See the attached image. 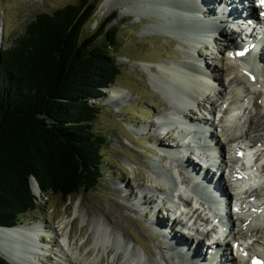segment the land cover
<instances>
[{"label": "rangeland", "instance_id": "1", "mask_svg": "<svg viewBox=\"0 0 264 264\" xmlns=\"http://www.w3.org/2000/svg\"><path fill=\"white\" fill-rule=\"evenodd\" d=\"M98 1L101 0H0V53L2 49L12 47L14 41L24 34L26 23L34 15L51 13L68 5L77 6L81 2L90 5ZM138 1L102 0L96 14L82 29V38L98 30L101 33L109 30L112 32L111 36L116 44L113 55L120 72L112 88H121L122 93L113 98L107 92L109 88L102 99L91 98V102L100 109L94 123V132L104 140L99 184L75 199H68L66 203L53 195L44 197L39 201L37 210L21 216L18 225L13 226L42 225L39 241L36 239L43 250L39 252V256L32 257L33 264H59L58 261L63 258L61 248L65 244L74 257L71 263L67 260L66 264H83L84 260L88 264H93L94 261V264H191L154 226V222L159 219L166 224H175L173 234L181 240L187 239L189 243H194V230H204V226L203 222H194L196 214L193 215V212L197 210L199 221L207 219L208 211L199 207L196 197L190 196L187 191L181 194L187 200V205L182 210L189 214L174 215L170 211V207L177 208L179 205L173 188L182 186L180 189H184L187 174L185 176L177 159L158 153L164 151L160 146L173 143L167 136L161 140L162 136L158 137L160 134L157 130L161 119L171 115L170 109L176 105L169 95L177 97L178 93L168 85L165 77L155 76L161 69L187 61L188 51L191 49L174 35L154 31L151 24H157L158 20L152 21L149 19L150 14L139 12V4H136ZM165 1L167 0H151V9L157 11V7ZM168 1L170 4L179 2ZM179 19L176 20L178 24L175 27L178 32L183 31L179 28L182 27ZM102 39L103 36L98 37V40ZM215 45L220 47L221 43L215 42ZM201 53L202 61L209 64L206 67L210 68L208 72L217 71L213 57L218 56L217 53L211 50ZM227 78L234 80V88L239 87L244 99V102L239 103V106H243L242 109L234 111V128L238 134H243L248 130L252 119L256 124L252 134L263 137L264 132L260 131L264 125V120L261 119L264 109L259 106L256 110L253 106L256 100L254 90L260 89L256 85L251 88L242 79L238 80L236 73L227 75ZM222 81L226 87L227 82L224 78ZM229 91L231 92V88L227 90ZM211 101L215 111L208 112L205 101H202L201 110L191 109L193 113L189 112L190 115H201L208 120L214 118L216 112L218 116L220 101L216 95H212ZM165 106L169 110H165ZM212 131L215 132L214 129ZM173 138V141L177 140L176 137ZM224 144L228 145L225 141ZM223 148L224 145L222 150ZM185 160L189 163L188 166L198 162L193 155ZM193 165V169L198 166ZM167 170L175 176L172 180L173 187L166 186L168 182L164 181L163 177L168 175ZM211 172L208 170L209 174ZM192 188L194 190L195 187ZM132 192L135 197H129ZM40 195L41 192L38 191L37 197L40 198ZM141 197L148 200V206L139 204ZM121 204L127 205L130 212L122 210ZM144 210L147 211L146 215ZM120 212L128 217L120 218ZM112 220L117 223H111ZM5 228L11 227L0 226V229ZM201 242L204 254L205 244ZM0 257L5 260L2 255ZM6 262L13 264L7 259Z\"/></svg>", "mask_w": 264, "mask_h": 264}, {"label": "trees", "instance_id": "2", "mask_svg": "<svg viewBox=\"0 0 264 264\" xmlns=\"http://www.w3.org/2000/svg\"><path fill=\"white\" fill-rule=\"evenodd\" d=\"M101 3L38 13L0 53L2 227L18 225L44 197L66 203L99 184L104 140L94 132L100 109L91 98L102 99L120 75L110 30L81 37Z\"/></svg>", "mask_w": 264, "mask_h": 264}, {"label": "bare ground", "instance_id": "3", "mask_svg": "<svg viewBox=\"0 0 264 264\" xmlns=\"http://www.w3.org/2000/svg\"><path fill=\"white\" fill-rule=\"evenodd\" d=\"M204 1L206 2L208 6L207 9L204 6L202 7V5L199 3V0H179V2L175 4H172V3L170 4L169 1L167 0L163 2L162 4H160L159 5L160 7H157V11L151 9V5H152L151 0H139L136 3V4H139L138 7H140V9H137L139 10V12L144 13V14H150L149 19L152 21L158 20L157 24L156 23L151 24V27L153 28L154 31L159 32V33H166V34L174 35L176 38L182 40V42L184 43L186 47L191 49L188 51L189 56L187 57L188 60L186 59L187 61L174 63L172 66L166 69H161L159 70V73L155 76V78L165 77L168 85L173 87L175 92L178 93L177 97L169 95L171 100H173L176 105L170 109L171 115L166 117V119L162 118L158 125L167 126V127L174 126V124L177 125L179 129L182 130V131L179 130V132H181L182 135H179V133H176L177 136H179L178 140H183L184 138H186V135H187L186 132H188L186 127H188V129H191V128L200 129L201 133H203L204 131H210L211 130L210 128H214V127L211 123L209 125V122H208L209 120L207 118H204L201 115L193 117L190 115V113L192 112L191 109H194V108L200 111L201 110L200 102L202 101H205L208 107L207 110H209L208 112L215 111L216 108L213 106L211 99H212V95H216L218 101H220V104L218 106L219 107L218 113L223 114L222 119L219 120L218 122L219 124L216 126V128H219V133L221 134V135H217V138H216V141L219 145L220 154L224 156L225 158L224 141L226 144H229V146H232L235 143L242 142L243 141L242 139L244 138L246 142L251 143L253 146H257L258 144H261L262 148L258 150L262 152L264 151V140H263L264 136L262 137V135L260 134L259 135L252 134L253 133L252 129L256 126V124L254 123L252 119H250L249 121L248 130L244 132L243 134H238L237 129L234 128L235 127V123H233V116H235L234 111L236 109H240V110L242 109L243 106H239V103L244 102V99H242V92L239 90V87L237 88V86H235L236 88H234V84H235L234 80L228 79L227 75L233 74V73L238 74L239 76L238 80L242 79L243 82H246L249 86H251V88L254 85L258 87L257 82L256 81L254 83L251 82V79L247 75L248 73L247 71L238 70L236 68L235 66V64L237 63L236 60H229V59L224 58V56L218 55L217 58H214L215 59L214 62L216 63V68L218 67L217 71L211 70L210 72H208L210 68L206 69V67L208 68L209 64L203 62L202 58H199V60L195 58L196 55L197 57L203 55L201 52L205 50H210L209 47L211 48V51H216L215 47L212 46L213 45L212 39L216 41L217 43H223V40H225L228 43H232L233 41V39H231L226 29L221 30L219 32L218 37L216 35L214 36H211L212 34L210 35V33L213 32V30L215 31V29H218L215 23L210 20V18L214 17L215 15H218L217 14L218 12L216 11L218 8L217 6H220V1L217 2V5L215 7H213L214 4L216 3L215 0H204ZM221 2L222 4H224L225 1L223 2L222 0ZM158 10H161V12H158ZM232 10L236 12L237 14L241 13V11L247 12V10L243 8V5L241 3L236 4V7L232 8ZM212 12H213V15H210L209 16L210 18L208 19L202 18V17H207V15ZM154 14L157 16H155ZM179 17L182 21V27H179V28L183 31L178 32V30H176L175 27H177L176 25L178 23L176 22V20L179 19ZM252 33H255V30L252 29ZM205 44H207L209 47ZM256 48L261 51L264 50L263 46L261 47L256 46ZM198 51H201V52L199 53ZM254 58L256 57H251V60ZM260 59H263V56ZM239 62L240 64H246V61L244 60H241ZM260 65H261L260 66L261 68H264V65L261 62H260ZM249 73H253V72L249 71ZM223 78L227 82L226 87L223 85V81H222ZM255 80L260 81L258 78H255ZM260 83H262V86L264 87V80L260 81ZM229 88H231V92L230 91L227 92ZM254 91H255L254 98H256V100L253 106L255 107L256 110L259 108V106H262L264 109V101H262V98H264V90L262 91V89L260 88V90H254ZM107 92H109L113 98H116L120 96V94L122 93V89L118 87H114V88L111 87L109 91ZM164 109L169 110V108L166 106L164 107ZM261 119L264 120V115L261 116ZM182 120L184 121L183 124H182ZM189 120H192V121L197 120L198 123L197 125H193V124L190 125L189 123H187ZM163 132L160 133V135L158 136L159 138L162 136L161 140H163V138L167 134H168L167 136L168 138H172V136H170V134L172 133L171 131H167L165 133ZM260 132H264V125H263V129ZM157 144H160V143H157ZM173 144H176V142L173 141ZM223 145H224V148L222 150ZM160 148L167 152V155L169 156V158L177 159L180 162V165H182L184 169L185 176L187 174V177H186L187 180L186 181L184 180V181H185V184L188 186L186 187V185H184L185 186L184 192L187 191V189L190 186L191 180L194 179V177L193 178L191 177L193 174L196 173L200 177V174L198 172L199 169L205 170L204 174L209 184L208 176H211L210 175L211 173L212 175H214L213 170L214 168H216L215 162H214L215 164L214 163L210 164L208 162V159L201 161L202 159L201 156L203 154L196 150L194 155L193 154L192 155L196 156V159L198 160V163H200V165L197 162L190 164L192 167H194L193 164L199 166V167L196 166V168L193 169L191 166H188L189 163H187V160L183 159L184 155L182 154V151H180L179 149L171 150L169 153L168 150L171 149L170 145L166 144L162 147L160 146ZM239 150L240 149H232V153L237 155V152ZM229 163L230 164L232 163L231 159L229 160L224 159L223 166L228 167L230 165ZM236 166H239V164H237ZM219 167L221 166L217 167V172L220 171L221 169L220 168L218 170ZM208 170L212 172L209 174ZM263 171H264V167H263ZM166 173L168 174L169 179H170V182H168V185L166 186L170 185L173 187L172 180L175 179V176L169 170H167ZM239 175L240 173H237V171H235V176L238 177ZM262 178L264 180V175H261V179ZM263 180H256L253 183V185L262 187L264 186ZM218 182L219 184L214 187V190L218 193V197L223 201H225L226 199L229 200L228 193L231 188L232 182L230 181V179L224 178L223 176H220L218 178ZM32 184H33V189H34L35 194H38L37 186L34 183ZM211 185L213 186V184ZM249 186L252 187V184L250 183V181L246 182V184L243 182V186H240L239 187L240 191H238V192H241L240 196L243 194V190L245 193L246 188ZM173 189H175L176 191V187ZM259 189H264V188H259ZM115 190L117 191V189ZM200 190L203 191L204 188H201ZM177 192L178 191H176V193ZM187 192L189 193L190 196L194 195L193 192H189V191ZM118 193H119V190H118ZM202 193L205 194L206 192H202ZM246 194H248V192H246ZM130 196L135 197L136 195L133 194L132 192L130 193L129 197ZM252 196L253 195L250 194L248 197H252ZM176 197L179 199V205H178L179 208H181V206L185 207V205H187V200L184 199L181 196V194H178ZM209 198L210 197H208L207 195L205 197L203 196L200 198H196L198 202V206L203 208L207 201L211 203ZM145 199H146L145 197L144 198L141 197V201L139 202L141 206L149 205L148 200H145ZM121 208L122 210L130 212V208L125 204H121ZM254 209L255 211H252L250 214H241V216L239 215V217H237V219L239 220H236L235 222L236 223L239 222V223L236 224V231L234 235H235V238L237 239L253 240L254 244L259 245L264 251V218L262 217V215L264 216L263 214L264 208H262L261 213H258V210L261 209L259 206H254ZM145 213H147L146 210H144V214ZM197 213L198 212L195 209V211L193 212V215L196 214L195 219L199 217V214ZM182 215H186V214H182ZM119 216L120 218L128 217V216H125L123 212L122 213L120 212ZM200 221H203V218ZM111 223L116 224L117 222L115 220H112ZM178 224L179 223H176V225ZM174 225L175 224H166L160 219L154 222V226L157 227V230L159 228L162 235L164 237L166 236L169 239V242L172 243L176 247V250L180 252L182 256H184L185 258H188V261L190 260L191 264H198L201 258L205 257L204 255L205 253L203 254L204 245L201 242L203 241V239L201 237L199 238L195 236V238L193 239L194 243L192 242L189 243L187 239L186 241L181 240L173 234ZM41 228H42L41 224H35V225L24 224L22 226H19L16 230H1L0 229V255H2L5 259H7L13 264H33L32 257L39 256L40 255L39 252L43 250L42 247L39 245V243H37L39 241V237L42 234ZM36 238L38 239V241ZM178 245H181V246H178ZM191 247L193 248L192 250H191ZM208 249H211V248L207 247L206 250ZM242 250L243 252L249 253V255L251 256L253 254V250L250 247L243 248ZM149 253L151 254V252ZM61 254L63 258H62V261L61 260L58 261L59 264H66L67 260L71 263L74 259L72 253L69 251V247L66 244L62 246ZM221 257L222 258H221L220 263H222L225 256L222 255ZM116 258L118 259L119 257H116ZM238 259H241V257H238ZM232 260H234V258H232ZM95 262L96 261H94V263ZM82 263L88 264L86 260H84ZM241 264H250V263H249V260L246 261L243 258L241 261Z\"/></svg>", "mask_w": 264, "mask_h": 264}, {"label": "water", "instance_id": "4", "mask_svg": "<svg viewBox=\"0 0 264 264\" xmlns=\"http://www.w3.org/2000/svg\"><path fill=\"white\" fill-rule=\"evenodd\" d=\"M30 183H31V189H32V183H34L37 186L38 191H40V189L38 187V184H37L36 180L33 177L30 179ZM32 192L34 193V190L33 189H32ZM34 195L37 196V194H35V193H34ZM16 229L17 228H15V227H11V228H5V229H1V230H16Z\"/></svg>", "mask_w": 264, "mask_h": 264}, {"label": "snow or ice", "instance_id": "5", "mask_svg": "<svg viewBox=\"0 0 264 264\" xmlns=\"http://www.w3.org/2000/svg\"><path fill=\"white\" fill-rule=\"evenodd\" d=\"M261 3L264 4V0H261Z\"/></svg>", "mask_w": 264, "mask_h": 264}]
</instances>
